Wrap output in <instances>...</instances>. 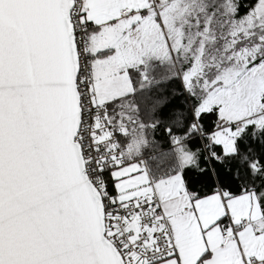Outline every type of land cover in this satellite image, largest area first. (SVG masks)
Returning <instances> with one entry per match:
<instances>
[{"label":"snow or ice","instance_id":"6c2138e0","mask_svg":"<svg viewBox=\"0 0 264 264\" xmlns=\"http://www.w3.org/2000/svg\"><path fill=\"white\" fill-rule=\"evenodd\" d=\"M0 264H264V0H0Z\"/></svg>","mask_w":264,"mask_h":264},{"label":"rangeland","instance_id":"374dc122","mask_svg":"<svg viewBox=\"0 0 264 264\" xmlns=\"http://www.w3.org/2000/svg\"><path fill=\"white\" fill-rule=\"evenodd\" d=\"M141 135H142V130L141 129H135L133 130L131 133H130V141L131 143L133 142V140H140L141 138ZM144 145H141V148L143 147Z\"/></svg>","mask_w":264,"mask_h":264},{"label":"trees","instance_id":"16d2710c","mask_svg":"<svg viewBox=\"0 0 264 264\" xmlns=\"http://www.w3.org/2000/svg\"><path fill=\"white\" fill-rule=\"evenodd\" d=\"M137 130V129H136ZM145 139H146V134H145ZM189 179L191 180V182L199 187L200 186V183H201V177L199 175H197L196 173H192L190 174L189 176Z\"/></svg>","mask_w":264,"mask_h":264},{"label":"crops","instance_id":"0c3cea01","mask_svg":"<svg viewBox=\"0 0 264 264\" xmlns=\"http://www.w3.org/2000/svg\"><path fill=\"white\" fill-rule=\"evenodd\" d=\"M129 143H131L130 139H129Z\"/></svg>","mask_w":264,"mask_h":264}]
</instances>
